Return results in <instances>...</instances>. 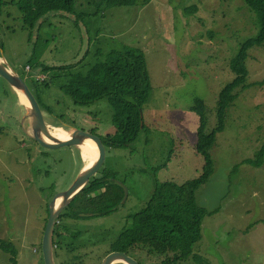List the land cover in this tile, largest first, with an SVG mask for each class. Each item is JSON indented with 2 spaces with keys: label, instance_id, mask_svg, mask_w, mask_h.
I'll return each mask as SVG.
<instances>
[{
  "label": "rangeland",
  "instance_id": "1",
  "mask_svg": "<svg viewBox=\"0 0 264 264\" xmlns=\"http://www.w3.org/2000/svg\"><path fill=\"white\" fill-rule=\"evenodd\" d=\"M193 6L197 13L186 15L184 9ZM0 13L1 60L30 87L55 136L72 137L75 129L114 132L108 99L76 107L60 87L70 74H87L113 51L133 48L144 55L150 84L142 105L145 131L131 146L107 150L106 168L128 188L127 202L110 217L65 223L72 233L94 237L120 232L126 218L147 203L154 180L182 184L200 176L204 158L195 150L199 118L191 109L196 98L203 99L206 133L217 126L218 94L234 78L230 64L239 45L258 32L255 14L241 0H150L104 8L94 16L87 0H76L72 15L51 14L31 32L19 28V13L11 5H3ZM33 52L44 66L74 68L43 76L28 70ZM245 65L250 86L238 91L227 111L224 129L209 151L212 174L197 192V203L211 215L194 251L210 264H264V165L243 163L255 160L264 146V84H259L264 81V46L251 49ZM42 79L49 81L48 88L32 85ZM25 115L17 93L0 76V240L14 245L18 264H44L41 240L48 205L84 173L88 162L75 147H40L25 133L30 132ZM108 250L106 243L88 248L84 264H101ZM134 257L140 264L160 260L141 249ZM9 259L0 250V264H10Z\"/></svg>",
  "mask_w": 264,
  "mask_h": 264
},
{
  "label": "trees",
  "instance_id": "2",
  "mask_svg": "<svg viewBox=\"0 0 264 264\" xmlns=\"http://www.w3.org/2000/svg\"><path fill=\"white\" fill-rule=\"evenodd\" d=\"M149 1L87 0L88 5L96 10L92 16L97 15L104 8L145 5ZM241 1L249 12L255 14L258 32L239 45L230 64L234 78L218 94L215 107L217 126L206 133L207 121L203 99L196 98L191 109V112L199 118L195 150L204 158L200 176L182 184L154 180L152 192L145 206L139 213L128 216L125 225L118 233L109 235L106 232L96 237L86 233H72L65 225L67 221L86 222L107 218L117 213L124 205L122 204L124 189L117 181V173L113 169L106 168L102 177L76 195L73 202L58 218L52 237L55 264H84V259L89 257L88 248L101 243L109 245L106 255L120 251L134 256V252L141 249L147 255L156 254L160 257L159 261L149 264H210L206 258L194 251L195 246L202 240L203 223L207 216L211 215L197 203V192L212 174L213 164L209 151L215 141V135L224 129L227 111L236 100L238 91L246 90L250 86L246 84L248 71L245 62L248 52L264 46V0ZM8 4L19 13V28L31 32L39 29L51 14L72 15L76 0H10L8 2L0 0V12L2 6ZM184 12L189 16L195 15L197 7L185 8ZM0 16L2 17L3 14L0 13ZM7 18H10L8 14ZM79 20L81 19H76V22ZM1 31L0 24V34ZM2 48L0 36V58ZM38 58L33 52L28 70H39L43 76L54 71L65 73L74 68V66L60 68L44 66L37 62ZM38 84L42 88H48L50 85L47 79L32 81V85ZM259 84L263 85L264 81ZM60 89L73 100L76 107H88L96 101L108 99L114 110L112 123L115 131L99 135L95 129L89 130L102 139L107 150L125 149L135 143L140 133L145 131L142 105L149 97L150 84L144 55L137 49L124 48L109 53L87 74H70L68 81ZM49 111L52 114L50 109ZM243 163L255 168L262 167L264 146L255 160H246ZM86 236L96 241H91ZM0 250L10 255V264H18V251L12 243L0 240Z\"/></svg>",
  "mask_w": 264,
  "mask_h": 264
},
{
  "label": "water",
  "instance_id": "3",
  "mask_svg": "<svg viewBox=\"0 0 264 264\" xmlns=\"http://www.w3.org/2000/svg\"><path fill=\"white\" fill-rule=\"evenodd\" d=\"M0 58V76L3 77L9 86L17 93L21 92L29 103V107L26 108V115L24 117L29 120V133L25 132L28 138L35 141L40 147L45 149H61V148H76L82 150V148L93 142L99 147L100 161L97 169L93 173H88L87 169L83 174L74 181V183L65 191L57 194L51 199L48 205V217L44 228L42 240H41V254L44 264H55L53 256V231L56 227V223L60 215L64 210L73 202L76 195L81 193L87 188L93 181L102 177L106 169L107 149L102 139L89 131L83 129H75L73 136L69 140L57 139L51 130L50 125L47 124L44 113L42 112L39 103L32 94L27 84L16 74L13 73L7 63L6 67L3 65ZM23 105V104H22ZM24 107V105H23ZM124 189V198L122 204L127 202L129 195L128 188L121 182H118ZM60 203V207L52 211V206L56 203ZM140 264V262L132 255L126 252L113 251L107 254L102 260L101 264Z\"/></svg>",
  "mask_w": 264,
  "mask_h": 264
},
{
  "label": "bare ground",
  "instance_id": "4",
  "mask_svg": "<svg viewBox=\"0 0 264 264\" xmlns=\"http://www.w3.org/2000/svg\"><path fill=\"white\" fill-rule=\"evenodd\" d=\"M3 65L6 67V64L3 63ZM18 97L20 99V103L24 105V107L28 108L29 107V103L26 100V98L23 96V94L21 92H18ZM54 135V133H53ZM55 136V135H54ZM57 139L59 140H69L71 137L66 135H56L55 136ZM82 151L84 152V154H86V161L88 162V166H87V172L88 173H93L99 164L100 161V155H99V147L96 146L93 142H89V144H86L83 148ZM60 203H56L55 205L52 206V211L57 210L60 205Z\"/></svg>",
  "mask_w": 264,
  "mask_h": 264
},
{
  "label": "flooded vegetation",
  "instance_id": "5",
  "mask_svg": "<svg viewBox=\"0 0 264 264\" xmlns=\"http://www.w3.org/2000/svg\"><path fill=\"white\" fill-rule=\"evenodd\" d=\"M47 122V121H46ZM84 130V129H83ZM86 131V130H85ZM28 137V136H27ZM32 140V139H31ZM81 151V150H80Z\"/></svg>",
  "mask_w": 264,
  "mask_h": 264
}]
</instances>
